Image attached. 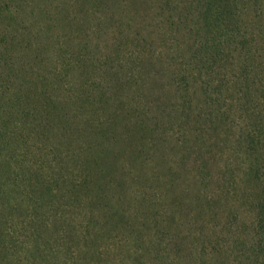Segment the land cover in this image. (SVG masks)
<instances>
[{"label":"trees","instance_id":"16d2710c","mask_svg":"<svg viewBox=\"0 0 264 264\" xmlns=\"http://www.w3.org/2000/svg\"><path fill=\"white\" fill-rule=\"evenodd\" d=\"M131 3L158 10L168 35L163 47L172 54H151L154 43L141 34L129 39L142 49L129 52L123 75L115 70L112 86L83 84L74 104L37 87V76L29 81L26 100L16 90L22 70L11 46L18 41L13 25L21 7L19 0H0V163L15 156L5 151L26 143L16 129L29 123L34 161L23 183L29 264H168L170 249L176 250L174 259L181 258L178 264L196 262L192 233H173L191 221L180 222L179 213L189 217L191 211L179 202L194 205L198 218H210L214 240L208 253L198 252L209 260L195 264H264V0ZM159 80L164 96L141 104L137 93L148 94ZM125 90L135 91L133 102ZM71 109L78 111L74 122L66 116ZM127 153L139 165L134 171L118 166ZM154 153L168 167L150 170L151 177L145 170ZM131 172L156 182L141 199L145 205L157 197L171 200L160 220L164 228L149 242L140 234L139 212L114 193ZM185 180L194 197L187 198L186 187L178 190ZM6 185L0 182V254L13 246L3 210L24 202L16 203ZM148 214L143 219L157 225L158 211Z\"/></svg>","mask_w":264,"mask_h":264},{"label":"rangeland","instance_id":"374dc122","mask_svg":"<svg viewBox=\"0 0 264 264\" xmlns=\"http://www.w3.org/2000/svg\"><path fill=\"white\" fill-rule=\"evenodd\" d=\"M130 1L19 0L20 15L13 25L14 31H18L16 33L18 41L11 47L16 66L22 70L19 81H16V90L20 92L21 97L24 100L27 99L29 81L36 76L41 79V82H37V87L39 86L40 89L51 88L53 98L58 101H70V103L78 101L80 91L86 88V86H82L83 84L90 85L94 82H102V84L112 86L115 70H119L121 75L126 71L122 67L124 64L127 65L129 52L142 49L136 47L132 42L129 43V39L136 36L142 35L148 39L149 43H154L153 47L150 48L151 54L164 57L171 55L172 52L168 50V47H163V39H166L168 35L164 32V28L160 23L158 10L149 9L142 4H129ZM125 54L126 59H124ZM152 70L156 72L158 66H155ZM158 83V86H151L152 90L144 96L140 92L137 93V96H141V104L146 102V99L150 103L158 100L157 97H160L161 100V97L164 96L161 93V89H163L160 85L162 80H159ZM166 90L164 92L170 93ZM133 92L135 91L125 90V95L132 102L136 96V93ZM26 103L29 107V99ZM76 115H78V111L74 109L69 110L68 114L66 113L67 118L73 122L79 119ZM84 116L86 115L83 114L81 118ZM97 117L95 115V119ZM23 120L29 121L27 118ZM10 129L14 131L15 126ZM16 130L21 132L27 140L26 143L17 142L18 148H15V152H13V147L5 151L6 155L15 156L9 160L8 158L7 160L3 159L0 163V182L7 183L5 188L7 192H13L12 195L16 198V203L17 199L20 202L23 198L24 202L15 204L13 210L7 208L3 210L4 225L7 228V233H9L6 237L10 243L12 242L13 246L10 251L7 250L8 254H0V264H29V196H25L23 193V189H25L23 183H25V178L29 181V160H34L32 155L29 156V123L21 124ZM30 142L33 145L36 143L34 140ZM134 145L135 141L131 146H127L131 149ZM121 147L124 148L125 145H120L118 149ZM169 156L174 159L173 155L169 154ZM7 161H10V163ZM187 161V165L192 168L191 159ZM118 166H121V169L127 168L128 171H134L139 165L133 161L132 157L128 158L127 153L118 161ZM167 167L168 164L158 154L154 153L145 171L146 173L151 172L150 170L165 172ZM134 173L131 172L123 181L119 180L120 185L117 184L114 193L118 196L122 195V199L126 204L133 211L139 212L137 216L139 223H141L140 234H144L143 237L149 242L151 238L157 237L159 230L164 228L160 220L165 216L164 211H168L167 205L170 204L171 200L170 197H166L159 201V197H157V200L156 198L150 199L153 202L152 205H145V201H141V199L144 195L149 196L148 194L151 193L150 187H153L156 182H152L150 178L137 177V174ZM152 173H150L151 177ZM188 177H190V173ZM187 183L186 180L184 183L182 181L178 186V190L186 187L188 190L187 198L189 196L194 197L196 193L194 190L191 191V186ZM6 196L4 194L2 197L5 198ZM0 201L3 203L2 198ZM179 205L183 209L191 211L189 217H185L184 212H180L178 217L180 222L191 221L180 225V231L173 230V233L179 235L183 232V236L192 233L188 240H193V242L191 241L193 252L196 248L198 249L197 253H194L197 256V261L193 262L190 259V264L202 263V261L208 263L209 258L200 256L198 252L203 250L208 253L210 248H206V246H208L209 241L214 240L209 230L211 227L210 218L208 216L198 218L194 212V205L191 206V209L187 204L182 205L179 202ZM156 211L159 213V221L156 220L157 225H152L150 221L143 219L149 216V212L155 214ZM52 221H55V217ZM57 224H60L59 221ZM62 235L60 231L58 236L61 239ZM53 246L55 247V245ZM57 246L59 247V244ZM169 255L170 262L168 264L173 263V261L175 264L180 262V257V259H174L176 250L171 251L170 249ZM210 260L213 264H221L215 259ZM46 264H58V262L52 260Z\"/></svg>","mask_w":264,"mask_h":264}]
</instances>
